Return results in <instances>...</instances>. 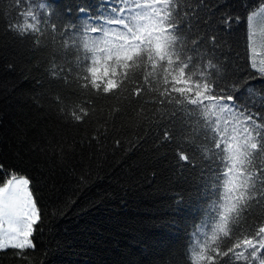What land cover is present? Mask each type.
<instances>
[{"label": "snow or ice", "instance_id": "6c2138e0", "mask_svg": "<svg viewBox=\"0 0 264 264\" xmlns=\"http://www.w3.org/2000/svg\"><path fill=\"white\" fill-rule=\"evenodd\" d=\"M0 41L30 66L50 122L10 134L31 170L0 162V264H51L49 222L74 210L109 147L149 141L187 186L161 219L183 240L167 264H264V0H3ZM60 176L75 188L49 205L40 185Z\"/></svg>", "mask_w": 264, "mask_h": 264}, {"label": "trees", "instance_id": "16d2710c", "mask_svg": "<svg viewBox=\"0 0 264 264\" xmlns=\"http://www.w3.org/2000/svg\"><path fill=\"white\" fill-rule=\"evenodd\" d=\"M9 61L17 64L16 71L8 70ZM29 67L12 47L6 48L0 41V123L4 125L0 130V140L4 141L0 143V162L31 170L30 158L20 155L9 139L16 126L38 135L46 122L50 124L32 105L34 82L22 78ZM121 139H135V131L125 129ZM164 151L155 153L151 141L139 150L114 155L109 147L104 170L77 194L74 210L45 228L44 245L53 240L61 245L51 264H160L161 259L167 264L169 251L178 249L183 240L175 227L162 224L161 219L172 218L169 198L187 186L169 167L171 157L165 159ZM40 188L50 205L56 197L62 200L71 195L75 182L60 176L55 190L50 184Z\"/></svg>", "mask_w": 264, "mask_h": 264}]
</instances>
